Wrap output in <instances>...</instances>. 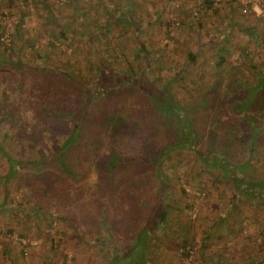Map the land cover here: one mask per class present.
<instances>
[{
  "label": "rangeland",
  "instance_id": "1",
  "mask_svg": "<svg viewBox=\"0 0 264 264\" xmlns=\"http://www.w3.org/2000/svg\"><path fill=\"white\" fill-rule=\"evenodd\" d=\"M111 1L129 17L121 23L110 17L112 22L104 28L109 20L108 12L116 7L104 0L80 3L76 0H0V32H3L0 143L6 154L17 161L50 155L58 151L70 135L71 125L78 126L73 140L62 150L65 163L59 165L58 162L57 166V161H50L39 171L17 169L8 184L7 195L0 183V264H113L115 248L119 253L117 257L125 259L122 253L126 251V236L122 238L116 230L112 242V233H105L110 235L108 240L103 238L104 245L96 248L94 244L102 243L94 242L98 236L97 224L94 221L95 225L89 224L90 216L98 221L102 214L107 215L115 228L122 217H132L135 212L145 216L158 189L151 169L141 171L126 165L123 181L116 178L115 172L112 178L104 169L110 153L107 150L111 145L110 135L115 139L112 144L115 153L121 151L123 145L118 142L119 135L111 133L116 123L114 118L123 114L127 119L128 110L141 103L136 101L141 91L120 89V85L127 86L128 81L121 80L123 75L115 72V67L130 71L126 61L133 58V17L141 29L140 40L155 55L159 52L151 64L150 77L155 79L156 85L168 82L170 93L177 100L189 99L190 90L199 81L211 77L214 63L227 50L226 64H242L247 79L252 74L249 64L255 71L264 70V0H248V7L241 5V0H212L210 7L202 3L205 0ZM197 14L200 21L193 27ZM64 23L70 29L67 34L70 42L52 50L49 44L54 40L43 30L47 28L56 33L58 24ZM165 29L173 39L166 36ZM168 40L169 46L165 48ZM45 51H48L47 59H44ZM122 51L125 57L121 56ZM190 51L197 53V60L188 74L177 76L174 72L184 66ZM96 52L105 57L104 64L111 70L100 72L106 78L102 86L101 83L91 86L87 98L92 94V99L75 102L70 87L65 88L63 95L58 94L55 101L51 100L50 88L58 90L55 84L62 77L72 84L70 78L79 73L91 84L95 73L90 66L94 64ZM133 77L137 81L140 76L135 72ZM19 87L22 89L18 90ZM101 94L107 103L99 105ZM145 101L143 99L142 106ZM35 114L40 117L36 118ZM37 119H43L44 125ZM94 119L98 125H94ZM106 120L111 124H106ZM137 135H130L129 141L137 142ZM263 140L264 134H261L259 143ZM136 150L133 147L129 158H135ZM174 155L173 165L165 164L164 172L169 184L168 194L177 200L171 204L168 227H177V234H167L160 244L153 243L155 239H147L150 245L145 247L146 264H208V256L214 252H219L220 264L255 262L261 258L264 211L258 215L252 207L258 224L228 230L225 221L216 222L227 200V181L211 172H198L199 165L192 161L189 153ZM178 156L186 162H176ZM8 168L6 156L0 152V176L6 174ZM130 178L133 183L141 181L139 190L134 187L132 191ZM215 179L221 184L215 183ZM202 181L209 185H202ZM182 189L188 193L189 204L180 209ZM203 193L210 194L209 198L205 199ZM143 199L147 201L142 202ZM243 203L240 201V205ZM244 208L250 207L244 206L241 210ZM240 219L246 225L244 215ZM143 221L144 217L140 222ZM205 221L208 223L204 224ZM189 223H193L194 228L189 229ZM124 227L122 224L121 228ZM207 233L208 240L204 238ZM186 234L190 238L188 248L182 249L181 237Z\"/></svg>",
  "mask_w": 264,
  "mask_h": 264
},
{
  "label": "trees",
  "instance_id": "2",
  "mask_svg": "<svg viewBox=\"0 0 264 264\" xmlns=\"http://www.w3.org/2000/svg\"><path fill=\"white\" fill-rule=\"evenodd\" d=\"M82 0H76V2H81ZM203 1V0H202ZM105 3L116 5L113 10L109 11V20L104 24V28L110 25L111 19L121 23L126 20L129 16L127 13H121L119 11V6L114 4L111 0H104ZM201 1H197L200 3ZM212 0H205L202 3L207 4L210 7ZM230 2H234L231 0ZM76 3V4H79ZM139 12V10H138ZM137 14V12L135 13ZM111 17V19H110ZM132 22L131 27L134 33V43L132 48V61L127 59L126 64L130 71L122 70L115 67V72L117 74H122V79H127V86L122 83L120 89L140 90L141 93L136 101L139 102L145 99L143 106L139 102L136 104L135 109L128 110L127 119L121 114L114 118L115 122L113 126L114 135L119 137L118 142H123L122 150H118L116 153L115 143L113 135H110L111 145L107 149L110 151L109 156L106 159L104 168L113 178L114 172L116 173V178L120 181L124 179V169L128 165L133 169L147 171L151 169L152 176L155 177L158 182V189L154 193L150 210L145 216H140L139 212H135L132 217H122L121 222L118 223V227L110 222L107 215L102 214V219L96 220L93 216H90L92 222L90 226L96 225V232L98 236L94 239V242L101 241L94 247L98 248L104 242L108 240L109 236L111 241L114 242L113 237L116 234V230L125 237L126 251L125 259H119L117 251L113 252L115 261L113 264H146L147 252L145 247L148 244L147 239H155L158 244L162 243L167 236L176 235L177 230L171 226L168 227V217L169 211L173 208V203L177 200L168 194V179L164 172L165 164L173 165L174 154H179L181 152L189 153L192 155V161L198 163V172H211L216 176H220L224 181H227L228 195L225 202V207L217 215L216 222L225 221L226 228L228 230L235 231L239 228L244 229L249 224L256 225L257 217L252 215V207L258 215L264 211V140L259 143L261 134H264V70L261 72L255 71L254 66L249 64L250 71L252 74L247 79L246 73L243 72L242 64H226V54L218 57L213 65V70L210 72L209 78L204 81H199L191 90L189 99L177 100L173 97L172 93L167 86L168 82H164L162 85H156L154 83L155 79L150 77L152 72L151 64L154 62L157 55L147 48L145 42L141 41L139 38L140 27L137 25L135 18ZM200 21V15H196V20L192 24L193 27L196 26V22ZM58 29L56 33L54 31L45 28L43 33L54 40V43H50V49L55 47L60 48V44H66L70 42L68 40L67 34L70 30L66 23L58 24ZM230 27V25H229ZM234 27V25H232ZM195 29V28H194ZM166 36L168 35V30L165 29ZM228 34V33H227ZM252 34V33H251ZM3 32H0V44H2L1 38ZM226 35L223 36L225 38ZM173 39V37H169ZM58 41V43H57ZM69 41V42H68ZM169 46V40L165 42L164 47ZM6 48V47H5ZM243 51V50H242ZM44 59L48 58V51H45ZM161 54V53H160ZM244 54V52H242ZM154 55V56H153ZM122 57H125L124 51H122ZM94 64L90 66V69L94 71V76L91 77L90 81L87 78H83L82 74L77 73L76 77H72V84L69 83L68 79L63 78L55 84V90L50 88L51 94L49 98L53 101L56 100L58 94L64 93L65 88L72 87L74 91V101L81 102L83 100L90 101L92 99V94L87 98L88 92L94 86H101L104 84L103 76L100 72L103 70H111L106 67L105 57H101L99 52L95 54ZM198 55L195 52L190 51L186 55L184 66L174 74L177 76L186 75L190 72V67L197 60ZM20 61V60H18ZM224 66L228 68L225 69ZM162 68V65L160 66ZM203 64L201 65V68ZM107 68V69H105ZM74 69V68H73ZM114 70H112L113 72ZM127 71L129 73H127ZM135 72L140 76L137 81L135 77ZM128 76H126V75ZM125 76V77H124ZM176 78V77H175ZM139 80V81H138ZM54 81V80H53ZM108 82V81H107ZM66 84V86H65ZM92 86V87H91ZM22 89L21 87L18 88ZM17 94V92H14ZM103 94V91L101 90ZM16 94L14 96H16ZM100 94V93H99ZM101 94V100L98 102L99 105L107 103L103 99ZM143 95V96H142ZM189 95V94H188ZM186 95V97L188 96ZM84 97V99H83ZM86 98V99H85ZM139 98H142L141 100ZM120 100V99H118ZM61 101V100H59ZM33 102V101H32ZM80 109V106L78 110ZM65 115V114H64ZM2 115L0 114V117ZM36 118H39V114H35ZM42 123L43 119H37ZM106 124H111L109 120L105 121ZM119 122V123H117ZM44 123V122H43ZM42 123V126L44 125ZM65 124V122H63ZM94 125H98L97 119L93 120ZM101 125V120H100ZM41 126V124H40ZM68 128V127H67ZM40 129V128H39ZM69 136L64 140L58 151L51 153L50 155L42 156L40 158L26 159L23 161L13 160L6 154L4 147L0 143V152L6 156L7 162L9 163V168L6 174L0 176V183L4 188V194L7 195V187L9 182L16 176L17 169L30 168L36 171L42 169L43 165L49 164L50 161L54 163L57 161L59 165L63 164L64 159H62V150L68 145L76 134L78 126L74 125L69 128ZM137 135V142L129 141L131 135ZM100 136V135H99ZM109 143V144H110ZM135 145V146H134ZM135 147L136 155L134 159L129 158L130 151ZM121 149V148H120ZM58 155H60L58 157ZM180 156V155H179ZM178 156V157H179ZM127 159H130L128 162ZM184 160V158L179 157L176 162ZM186 162V161H185ZM65 163V162H64ZM187 165H190L187 162ZM64 169V166L61 167ZM129 169V171L131 170ZM69 174V172H67ZM199 174V173H198ZM129 183L132 181V191L134 187L136 191L139 190V182L133 183V179H128ZM143 181V179H142ZM215 183H220V180L215 179ZM221 184V183H220ZM202 185H209V183H204ZM224 193L222 192V195ZM4 195V196H5ZM181 204L182 207H187L188 202L186 195L188 193L182 189L181 190ZM204 198H209L210 194H204ZM151 201V199H149ZM2 200L1 204L5 203ZM143 199L142 202H146ZM240 201L245 203L240 205ZM244 206H249L250 208H241ZM26 212V211H25ZM27 215V213H25ZM29 214V213H28ZM244 215L245 220H247L246 225L242 224L240 217ZM143 223L140 220H143ZM112 218V217H111ZM243 218V217H242ZM113 220V219H112ZM111 220V221H112ZM118 220V222L120 221ZM95 223H94V222ZM107 222V227H106ZM208 223L207 221L204 224ZM234 223H237L234 227ZM120 224V225H119ZM122 224L125 225L124 228ZM177 224V223H175ZM190 224V223H189ZM258 224V223H257ZM194 228L193 223L190 224L189 229ZM238 230V231H239ZM112 233L106 235L105 233ZM261 232H264V228ZM114 234V235H113ZM157 234V236H156ZM152 235H155L152 237ZM152 237V238H151ZM105 238V241H103ZM162 238V239H161ZM205 239H209L208 233L204 236ZM189 237L182 235L180 245L182 249H187L189 244ZM130 243V244H129ZM191 243V242H190ZM138 255V258L135 257ZM210 262L208 264H220L219 252H214L213 255L208 256ZM238 264H264V252H262L261 258H258L255 262H238Z\"/></svg>",
  "mask_w": 264,
  "mask_h": 264
},
{
  "label": "built area",
  "instance_id": "3",
  "mask_svg": "<svg viewBox=\"0 0 264 264\" xmlns=\"http://www.w3.org/2000/svg\"><path fill=\"white\" fill-rule=\"evenodd\" d=\"M239 1H240V0H239ZM240 2H241V3H240L241 5H244V6H246V7L249 6V3H248L249 1H248V0H241Z\"/></svg>",
  "mask_w": 264,
  "mask_h": 264
}]
</instances>
